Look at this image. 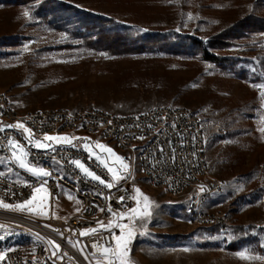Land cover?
Returning <instances> with one entry per match:
<instances>
[{"label": "rangeland", "instance_id": "rangeland-1", "mask_svg": "<svg viewBox=\"0 0 264 264\" xmlns=\"http://www.w3.org/2000/svg\"><path fill=\"white\" fill-rule=\"evenodd\" d=\"M61 1L100 18L110 30L180 35L203 43L252 11L264 15V6H255L254 0ZM25 10L29 17L23 15ZM244 42L212 50L215 55L239 59L237 70L244 76L240 79L198 56L163 51L112 54L92 49L66 29H52L28 7L0 6V93L9 95L23 112L99 108L135 114L165 105L195 112L207 136L212 179L223 182L221 191L210 195L199 208L210 214H225L226 222L233 226L250 227L254 240L262 246L264 95L256 85L264 84V64L260 63L264 60V37L247 46H242ZM39 141L50 145L46 149L67 145ZM97 142L126 158L114 144L86 139L81 145L84 149L89 144L94 159L99 153L118 175H123L121 162L96 147ZM25 160L29 162L28 156ZM0 169H6L2 159ZM133 175L132 187L139 189L142 198L141 203L137 201V213L144 210L146 196L151 216L143 222L133 220L137 234L128 246V264H264V259L240 255L264 257V252H255V244L232 252L227 249L233 239L230 232L222 233L192 220L189 201L198 190L170 196L149 185L139 164ZM35 195L31 207L38 211L24 213L38 218L51 217L53 210L56 216L69 218L81 208V202L67 190H62L55 203L48 190ZM0 237V254L34 244L30 237L7 225L0 229Z\"/></svg>", "mask_w": 264, "mask_h": 264}, {"label": "built area", "instance_id": "built-area-1", "mask_svg": "<svg viewBox=\"0 0 264 264\" xmlns=\"http://www.w3.org/2000/svg\"><path fill=\"white\" fill-rule=\"evenodd\" d=\"M258 90L264 93V88ZM0 105L3 106L0 107V126L15 123L27 125L32 129L33 144L36 140H42L45 134L55 133L72 137L75 139L73 144L77 145L59 144L50 149H37L24 139L26 134L22 129L5 128L0 132V159L4 160L6 166V169H0L3 173L0 176V200L14 205L23 203L35 188L42 186V180H47L43 187L49 191L52 203L60 199L62 190H78L79 198L76 199L81 202L79 211L69 218L56 216L54 210L51 217L42 219L0 207V224L19 229V232L32 231L40 236V244L23 245L6 251L0 264H110L111 254L108 259L102 258L101 254L103 247H115L112 233L121 234L116 224L130 227V210L137 207V198L132 191L135 175L130 173L129 178L122 182L112 181L107 169L93 157L90 158L82 148L83 138L116 145L124 152L129 169L131 161H138L142 166V176H149L151 187H159L170 196L190 189L198 190L189 201L188 212L194 222L216 227L222 233L233 226L225 222V214H210L198 208V199L220 192L223 182L212 179L209 156L203 154L207 136L201 118L195 112L165 105L135 114H115L99 108H63L53 110L52 114H41L20 111L14 103L4 100V93H0ZM173 124L175 127H172ZM141 136L142 139L136 138ZM10 139L24 146L30 163L50 171L52 175L37 178L21 169L12 158L8 145ZM144 141H151V150H144ZM161 147L163 153L160 152ZM48 155L58 157V161L64 164V171H54L43 164V156ZM73 159L81 160L101 178L113 182V188L108 189L84 176L70 163ZM120 197H124L123 203L118 202ZM101 208L103 212L99 211ZM121 213L125 214L124 218H121ZM110 221L112 227L109 231ZM92 228H96L97 232L91 233ZM85 230L90 234L80 236V232ZM48 240L60 245L56 257L52 256L53 246L48 244ZM94 243L97 244L96 248L92 247ZM61 255L64 256L63 260L57 258ZM113 264H119V261Z\"/></svg>", "mask_w": 264, "mask_h": 264}, {"label": "trees", "instance_id": "trees-1", "mask_svg": "<svg viewBox=\"0 0 264 264\" xmlns=\"http://www.w3.org/2000/svg\"><path fill=\"white\" fill-rule=\"evenodd\" d=\"M255 6H264V0H254ZM0 6H21L30 8L36 17L46 22L52 29H66L82 40L84 45L96 50H105L112 54L142 53L145 51H163L169 54L198 56L202 61L214 63L222 72L232 73L235 78L243 79V73L237 70L239 59L215 55L212 50H222L235 45H250L252 40L264 37V15L255 11L239 19L229 28L208 42L180 35L140 34L128 30H110L100 18L84 13L75 6L61 0H0ZM264 64V60L260 62ZM137 201L142 202L141 194L132 187ZM217 231L218 228L215 227ZM250 227L232 226L228 229L233 239L228 250L235 252L248 244H255V252H264L260 243H256Z\"/></svg>", "mask_w": 264, "mask_h": 264}, {"label": "snow or ice", "instance_id": "snow-or-ice-1", "mask_svg": "<svg viewBox=\"0 0 264 264\" xmlns=\"http://www.w3.org/2000/svg\"><path fill=\"white\" fill-rule=\"evenodd\" d=\"M23 15L25 17H29L30 13L28 10H25ZM189 18L191 19V17H189ZM256 87L264 88V84L256 85ZM262 95H264V93H262ZM0 107H3V106L0 105ZM161 119H165V118L161 117ZM108 123L111 124V121H108ZM149 127H152V125H149ZM172 127H175V124H173ZM6 128H8V129H22L23 132L26 134L24 139L28 142V144L34 146L37 149L50 147L49 144L43 143L39 140H36L33 144L32 129L29 127H26L23 123L8 124V125H6ZM3 131H5V127L0 126V132H3ZM261 131H264V128H262ZM136 138L142 139L143 137L141 136V137H136ZM83 139L86 140L88 138H83ZM43 141H49V142L60 141L63 144L71 145L72 147H77V145L73 144V138H70L68 136L53 137L51 135L45 134L43 137ZM8 145H9L11 153H12V158L16 162H18V166L21 169L27 170L28 172H30L33 176H35L37 178L50 177L52 175L50 171H47L42 167L31 166L30 163L25 160V157L28 156V153L25 151L24 146L19 145L17 141L10 139V140H8ZM96 147L104 150L108 154L114 155L116 160L121 162V168H122V171L124 174L118 175L114 171L113 167H110L108 165V163L106 162V159H102L99 153L95 154V159L97 161H99V163L103 167H105L107 169V171L112 175V181H115L118 183L120 179L129 178V176H130L129 164L124 162V160L126 158H122V157L116 155L113 152V149H111L110 147H106L105 145L100 144L99 142H97ZM84 149H85V151H88L89 157L92 158L93 157V151L91 150V146L89 144H85ZM160 152L163 153L162 147L160 148ZM173 159H174V156H173ZM56 162L59 163V161H56ZM70 163L72 165H74L77 169H79L83 173L84 176L90 177L91 180H93V181H98L99 184L104 185L108 189L113 188V186H114L113 182L106 181L105 179L101 178V176L97 175L94 171H91L88 167H86L84 165V163L81 162V160L73 159L70 161ZM9 171H11V169H9ZM0 176H3L2 172H0ZM47 182H48L47 180H42V186L34 189V194H33L31 199L25 200L23 203H18L15 205H10V204L3 203L2 201H0V207H3L4 209H11L13 211H19V212H24V211H27L29 213L37 212L38 210L36 208L31 207V204H32V201L36 199L35 193H40L42 191H46V189L43 187V185H46ZM136 191H139V189H136ZM201 191H203V189H201ZM123 201H124V197H120L118 202L123 203ZM144 201H145L144 210L142 212L137 213L136 208H132L130 210L131 213L133 214L131 217H129V224L132 225L131 227H129V225H127V224H116L115 225L116 228H119L121 230L120 235H115V233H112L113 239L115 240V247H112V246L103 247V252H102L101 256L104 259H108L109 253H111L110 264H113V262H115V261H119V264H128V261L126 259L128 256V246L131 243L134 236L137 234L133 220L138 219V220L143 222L146 220V218L151 216V212L149 211L150 205L147 203L148 197L145 196ZM77 211H79V209H77ZM99 211L103 212L104 209L101 208V209H99ZM109 211H110V209H109ZM38 214L43 215L44 213L42 211H39ZM120 216H121V218H124L125 214L121 213ZM97 223L102 224V222H100V221H98ZM4 227H5V225L0 224V229H3ZM111 227H112V225H111V221H110L107 230L110 231ZM72 231L74 232L75 230H72ZM90 232L96 233L97 229L92 228L90 230ZM90 232L88 230L81 231L80 236L89 235ZM61 235H62V233H61ZM0 238H2V237H0ZM47 242L49 245L53 246L52 256L56 257L57 256V250H59L60 245L56 244L52 240H48ZM69 242L71 243V241H69ZM77 243H79V242H77ZM73 247H75V245H73ZM92 247L96 248L97 244L94 243L92 245ZM262 247H264V245H262ZM81 251H83V249H81ZM185 251H188V249H185ZM65 255H67V254H65ZM240 255L242 258H245V259H264V257L246 255L244 252H241ZM57 258L60 260H63L64 256L61 255ZM3 259H4V255L0 254V261H2Z\"/></svg>", "mask_w": 264, "mask_h": 264}, {"label": "bare ground", "instance_id": "bare-ground-1", "mask_svg": "<svg viewBox=\"0 0 264 264\" xmlns=\"http://www.w3.org/2000/svg\"><path fill=\"white\" fill-rule=\"evenodd\" d=\"M4 100L8 101V103H13L12 99L9 95L4 94ZM53 110H61V109H43V110H37L34 112H39L41 114H52ZM144 150H151V141H144ZM203 154H207V143L203 146ZM3 160V159H2ZM4 161V160H3ZM58 157L55 155H48L43 156V164L47 165L49 169H53L54 171H64V164H61L60 162L57 163ZM139 164L140 171L142 173V166L138 161H131L130 167H131V173L132 175L135 172L136 165ZM147 181L149 182V185L151 186V183L149 181V176H144ZM153 188H159V187H153ZM70 192L74 195L75 198H79V191L78 190H70ZM208 196H203L201 199H198V208L207 201ZM189 211V208H188ZM227 219H225L226 222ZM19 231V229H17ZM20 233L24 234L27 237H30L31 240H33V246L36 244H40V236L32 233V231H20Z\"/></svg>", "mask_w": 264, "mask_h": 264}]
</instances>
